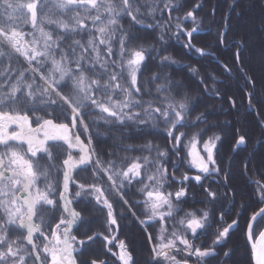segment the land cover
<instances>
[{
  "label": "trees",
  "instance_id": "16d2710c",
  "mask_svg": "<svg viewBox=\"0 0 264 264\" xmlns=\"http://www.w3.org/2000/svg\"><path fill=\"white\" fill-rule=\"evenodd\" d=\"M14 2L27 3L29 0ZM167 2L168 0H134V7L139 8L140 15L137 18L141 23L134 24L127 16L120 23L123 29L133 36L131 46L145 50V60L138 72L140 93H133L131 97L134 101H140V106L132 108L133 112L141 113L139 119L147 118L144 109L149 104L163 111L165 97L173 101L187 98L186 123L185 126L178 127V132L187 135L182 139L179 151L171 147L174 141L166 133L168 125L158 114H153L154 119L145 125L132 120L121 125L111 118L107 123L104 120L93 123L102 114L90 108L88 110L90 115H86L84 119L92 135L95 154L105 166L109 161H114L115 167L126 169L136 157H149L155 160L156 149L147 147L149 142L151 145L166 149L168 155L162 163L168 169V178L163 190L175 193L181 187L187 188V195L181 198L179 203L173 201L174 205L183 211L162 222L157 220L141 224L140 221L145 220L147 216L143 203L145 194L140 192L143 184L147 183L146 179L124 185L123 199L127 201L125 204L116 192L110 190V182L103 173H97L100 179L94 177V165L77 169L73 173L76 182L85 185L100 184L106 190L119 225L118 228L109 229L107 210L98 206L88 193L82 192L83 198H77L74 194L80 189L76 183L70 184L72 206L83 217L82 222L73 226L72 233L81 240H86L88 236L94 237L77 255L81 264L93 259L105 260L108 264H121L114 255L119 252V241L125 242L127 250L132 255L133 264H168L162 257L154 259L153 253V245L157 244L162 224L167 226L168 233L174 230L182 232L179 219L184 217L185 212L195 210L207 211L208 222L204 229L198 230L195 237L188 234L187 238L202 249L214 248L215 255L201 260L184 251H174L172 255L176 256L177 260L182 264L185 260L187 264H253L247 225L252 215L264 206L259 195L260 186L264 185V0H172V4L179 7H172L170 13L164 8ZM153 9L155 12L149 15ZM189 11L194 12L195 24L191 18L184 19ZM41 15L57 20L61 18L62 13L55 7V0H50L38 7V18ZM177 17L180 18L179 21ZM63 18L67 19V16ZM178 22L184 29L198 28L191 40L194 45L192 49L185 47L188 43L186 34L179 37L174 34L175 24ZM165 24L168 27L165 28ZM44 26L46 30L52 31L54 36L63 35L54 25ZM18 30L33 33L30 24H22ZM161 35L163 40L160 39ZM221 36L224 38L223 43L220 40ZM29 38L30 36L25 37ZM76 38L86 41L88 33L85 32ZM69 43L70 41L66 40L61 47L65 48ZM112 47V59L119 64L121 61L117 54L118 36L113 39ZM196 49H203L204 54L201 55ZM4 51L9 50L5 48ZM101 51L103 52V48ZM237 51L240 52L239 60L235 55ZM163 57L170 59L163 60ZM34 66H30L26 59L16 53H9L8 58L0 60V73L4 75L0 83L6 82L4 90H7V86L21 71L30 80L29 69ZM49 67L50 64L45 65L41 71L46 72ZM192 69L197 71L193 72ZM115 71L119 73L120 70L117 68ZM9 73L12 76L11 80L8 79ZM156 75L159 79H154ZM89 76L95 77V73L90 72ZM119 82L122 86L130 87L127 70L120 75ZM36 83H41L38 75ZM159 85H166L168 90L158 92ZM62 91L68 94L70 88H64ZM96 95L106 99L102 92H97ZM112 95L114 99H123V93L115 92ZM48 113L52 115L49 117ZM67 113V108L62 112L53 106L46 110L38 107L35 115L67 123ZM201 114L204 121H197L196 117ZM28 115L34 114L29 111ZM74 131L80 134L85 143L88 142L86 136L89 133H85L79 123ZM193 134H199L201 142L214 135L221 137L214 153L217 165L221 169L220 173L202 175L198 169L189 166L185 145ZM240 136L245 137V144L237 146ZM51 148L55 157L54 163L59 167L66 158L68 149L60 144L51 145ZM72 152L76 155L78 150L74 149ZM38 155L41 157L40 163L47 165V158L42 154ZM174 165L177 167L174 168ZM154 171L155 165L150 164L147 169H142V177ZM173 173L175 179H172ZM185 174L191 178L201 175V181L189 179L179 183ZM50 179L55 181L57 192L62 190L61 171H54ZM38 183L43 188L46 181L41 177ZM205 189L216 193L215 200L208 197ZM127 205L131 206L132 212ZM200 214L197 212V215ZM59 216V211L44 210L45 232L50 231L48 224L54 226ZM233 221L237 223L229 229L228 236L220 243L214 244L219 232L224 227L232 225ZM263 228L264 218L258 217L253 231L256 233ZM9 235L15 239L22 238L25 233L10 230ZM105 236H115L116 239L108 244ZM36 242L42 243V239H37ZM109 248L111 252L108 251ZM225 253L228 255L225 256Z\"/></svg>",
  "mask_w": 264,
  "mask_h": 264
},
{
  "label": "snow or ice",
  "instance_id": "6c2138e0",
  "mask_svg": "<svg viewBox=\"0 0 264 264\" xmlns=\"http://www.w3.org/2000/svg\"><path fill=\"white\" fill-rule=\"evenodd\" d=\"M48 2L50 0H29L27 3L0 0V60L8 58L9 53H16L22 55L30 66L35 65L29 69L30 80L21 71L7 86L6 91L4 90L6 82L0 83V264H81L77 255L94 237L88 236L86 240H81L72 233L73 226L82 222L83 217L72 206L71 183H76L80 189L74 194L77 198H83L82 192L88 193L98 206L107 210L109 229L119 227L115 209L106 195V190L100 184L85 185L74 180L73 173L79 168L94 165V177L100 179L98 172L105 174L110 182V190L116 192L121 199L125 184L146 179L147 183L143 184L140 192L145 194L143 203L147 216L145 220L140 221L141 224L157 220L162 222L183 211L182 208L176 207L173 201L179 203L181 198L187 195V188L184 187L175 193L163 190L168 178V169L162 160L167 157L168 152L159 146L151 145L150 142L147 147H155L157 156L155 160L149 157H136L126 169L115 167L114 161H109L105 166L99 157L94 155L92 135L84 119L86 115H90L88 111L90 108L102 114L93 123L99 120L107 123L111 118L121 125L128 120L145 125L154 119L153 114H158L168 125L166 133L174 141L171 147L177 152L182 139L187 135L178 132V127H183L186 123L185 114L188 111L186 97L179 101L165 97L163 111L149 104L144 109L146 119H139L141 113L132 111V108L140 106V101H134L131 97L133 93H140L138 72L145 60V50L131 46L133 36L123 29L120 21L127 16L134 24L141 23L137 18L140 15L139 8L134 7V0H55V7L62 13L61 18L53 20L47 15L38 18V7ZM172 7L179 5H173L172 0L164 4L169 13ZM154 12L155 9L149 15ZM69 13L71 15H68ZM64 16H67V19L63 18ZM189 18L196 23L193 11H189L184 17ZM177 20L180 18L177 17ZM22 24H30L33 33L19 31L18 27ZM46 24L54 25L63 35L54 36L52 31L46 30L44 26ZM164 27L168 25L165 24ZM175 28L174 34L177 37L181 34L187 35L188 43L185 47L192 49L194 45L191 40L198 28L184 29L179 22L175 24ZM85 32L88 33L86 41L76 38ZM26 36L30 38L25 39ZM117 36L119 44L117 54L121 61L119 64L112 59V41ZM160 39L163 40V35ZM66 40L70 43L62 48L61 45ZM220 40L223 43V36ZM5 48L9 51L5 52ZM196 51L204 54L203 49ZM235 55L239 60L240 52L237 51ZM169 59L163 57V60ZM49 64L46 72L41 71L42 67ZM117 68L120 70L119 73L115 71ZM225 68L228 70L226 66ZM125 70L129 75L130 87L122 86L119 82V77ZM90 72L100 78L89 76ZM37 75L41 81L39 84L36 83ZM3 78L4 75L0 73V80ZM8 79H12L11 73L8 74ZM154 79H159V76H154ZM64 88H70L68 94L62 91ZM166 90H168L166 85L157 86L158 92ZM97 92H102L106 99L97 97ZM115 92L123 93V99H114L112 94ZM53 106L62 112L65 108L68 109L67 123L35 115L38 107L46 110ZM29 111L34 115L29 116ZM51 115L48 113L49 117ZM196 120L204 121L203 114L197 116ZM78 123L85 133H89L86 136L88 143L74 131ZM220 140L219 135H214L201 142L199 134H193L185 145L189 166L199 169L202 175L220 173L221 169L214 154ZM57 144L68 149L66 158L59 167L54 163L55 157L51 148V145ZM243 144L245 137L240 136L237 146ZM74 149L78 150L76 155H73ZM38 154L47 158V165L40 163L41 157ZM150 164L155 165V171L142 177V169H147ZM175 167L177 166L174 165ZM54 171L62 172V190L59 192L56 191L55 181L50 179ZM41 177L46 181L43 188L38 183ZM172 179H175L174 173ZM189 179L200 182L201 175L191 178L185 174L178 182L184 183ZM205 192L209 198L215 200V192L209 189H205ZM259 195L264 202V185L260 186ZM123 202L127 204L126 200ZM45 209L60 212L54 226L48 224L50 228L48 232L44 231ZM197 212L201 214L197 215ZM208 217L207 211L185 212L184 217L178 221L183 229L182 233L175 230L168 233L167 226L162 224L157 244L153 245L154 256L162 257L168 264H182L172 252L184 251L198 259L215 255L214 248L202 249L187 238L188 234L195 237L198 230L204 229ZM257 217L264 218V208L254 213L251 220L255 222ZM236 223L233 221L232 225L224 227L213 243L218 244L227 237L229 229ZM253 227V223L247 225V238L252 241L251 256L254 264H264V230L254 233ZM10 230L23 232L25 235L13 239L9 235ZM37 239H42V243L38 244ZM104 239L111 244L116 237L105 236ZM108 251L111 252V249ZM114 255L121 264H133L132 255L124 241H119V252ZM224 255L227 256L228 253ZM83 264L108 262L93 259L84 261ZM183 264H187V261H183Z\"/></svg>",
  "mask_w": 264,
  "mask_h": 264
},
{
  "label": "water",
  "instance_id": "95a60500",
  "mask_svg": "<svg viewBox=\"0 0 264 264\" xmlns=\"http://www.w3.org/2000/svg\"><path fill=\"white\" fill-rule=\"evenodd\" d=\"M262 208H264V206H263ZM257 218H258V217H257ZM250 223H253V225H254L255 222H253V221L251 220ZM262 230H264V228H263ZM248 241H249V240H248ZM251 243H252V241H249L250 248H251ZM252 260H253V259H252ZM253 264H254V261H253Z\"/></svg>",
  "mask_w": 264,
  "mask_h": 264
},
{
  "label": "rangeland",
  "instance_id": "374dc122",
  "mask_svg": "<svg viewBox=\"0 0 264 264\" xmlns=\"http://www.w3.org/2000/svg\"><path fill=\"white\" fill-rule=\"evenodd\" d=\"M253 38L255 39V37L253 36ZM22 56V55H21ZM22 58H24L23 56H22ZM25 59V58H24ZM88 143V142H87ZM203 154V153H202ZM94 155H95V153H94ZM198 171H199V169H198ZM182 232H183V229H182ZM181 232V233H182ZM179 246V245H178ZM179 247H182V246H179ZM201 260H204V258L203 259H201Z\"/></svg>",
  "mask_w": 264,
  "mask_h": 264
},
{
  "label": "flooded vegetation",
  "instance_id": "af4514ba",
  "mask_svg": "<svg viewBox=\"0 0 264 264\" xmlns=\"http://www.w3.org/2000/svg\"><path fill=\"white\" fill-rule=\"evenodd\" d=\"M95 155H96V154H95ZM104 175H105V174H104ZM105 176H106V175H105ZM106 177H107V176H106ZM123 200H124V199H123ZM127 206H128V205H127ZM128 208H129V206H128ZM129 210L131 211V209H130V208H129ZM131 212H132V211H131ZM132 214H134V213H132ZM134 215H135V214H134ZM134 215H133V216H134Z\"/></svg>",
  "mask_w": 264,
  "mask_h": 264
}]
</instances>
